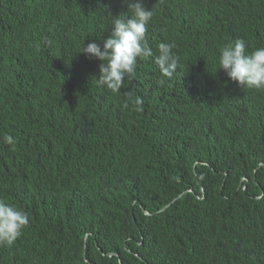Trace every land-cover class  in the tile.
Here are the masks:
<instances>
[{
	"label": "trees",
	"instance_id": "trees-1",
	"mask_svg": "<svg viewBox=\"0 0 264 264\" xmlns=\"http://www.w3.org/2000/svg\"><path fill=\"white\" fill-rule=\"evenodd\" d=\"M145 7L154 55L112 93L78 51L127 4L0 0V200L29 216L0 264H264V91L218 70L224 43L264 47V0Z\"/></svg>",
	"mask_w": 264,
	"mask_h": 264
},
{
	"label": "clouds",
	"instance_id": "clouds-1",
	"mask_svg": "<svg viewBox=\"0 0 264 264\" xmlns=\"http://www.w3.org/2000/svg\"><path fill=\"white\" fill-rule=\"evenodd\" d=\"M127 4L128 12L112 17L110 35L95 40L80 51L87 58L100 61L97 83L112 93H119L126 79L135 78L138 61L153 57L147 40L148 26L153 10L145 7V0H121ZM46 44L52 41L46 40ZM173 42L158 44L154 62L163 80L173 79L181 68L180 57L174 52ZM244 39L237 38L224 43L219 49L218 70H223L230 81L236 82L243 90L264 91V47L247 51ZM135 110H142V100L129 96ZM9 145L14 143L11 135L5 137ZM29 225V216L16 206L0 200V247H10Z\"/></svg>",
	"mask_w": 264,
	"mask_h": 264
}]
</instances>
